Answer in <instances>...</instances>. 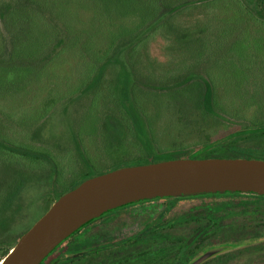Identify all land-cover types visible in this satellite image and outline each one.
<instances>
[{"label":"rangeland","instance_id":"obj_1","mask_svg":"<svg viewBox=\"0 0 264 264\" xmlns=\"http://www.w3.org/2000/svg\"><path fill=\"white\" fill-rule=\"evenodd\" d=\"M106 6L103 0H70L64 13H56L57 18L44 13L60 34L51 59L26 80L0 90V138L48 152L54 158L53 165L0 148V185L7 180L24 181L18 200L22 211L12 225L14 239L29 230L50 209L54 198L90 169L105 171L120 162L146 156L147 150L130 129L131 123L112 90L121 66L102 69L108 57L117 54L121 42L130 39V33L138 32L141 18L137 14L122 15ZM244 13L256 15L240 10L236 0H223L210 9L194 5L177 13L176 23L181 25L179 29H192L198 37L206 35L208 41L202 49V44L180 39L167 27L136 52L121 55L123 61L132 59L140 74L136 77L138 108L153 154L192 153L234 132H251L255 129L248 127L264 121V25L255 26L246 17L241 18ZM234 20H238V26L234 27ZM241 30H247L239 39L243 40L244 49L229 50ZM223 32H229L232 38L224 42L223 50H213L211 47L218 46L217 38ZM6 38L4 23L0 21V52L7 47ZM212 59L232 64L245 79L238 97L234 88L219 81V95L228 101L227 112L215 116L204 115L166 92L178 78L189 74V67L190 74L195 75ZM100 71L99 86L85 91ZM234 143L264 148V139L255 135ZM211 153L232 158V152L222 149ZM53 175L57 177L54 188ZM197 204L182 202L174 213ZM130 214L124 212L91 233L132 235L140 227L141 219ZM226 217L225 223L243 234L240 236L244 241L237 248L214 245L198 260L210 256V264H214L216 254L231 251L233 257L227 264H264V209L238 208ZM1 258L0 254V262ZM90 262L89 257L72 264Z\"/></svg>","mask_w":264,"mask_h":264},{"label":"trees","instance_id":"obj_2","mask_svg":"<svg viewBox=\"0 0 264 264\" xmlns=\"http://www.w3.org/2000/svg\"><path fill=\"white\" fill-rule=\"evenodd\" d=\"M103 1L109 8L118 10L122 15L137 14L141 18V23L137 27L138 32L130 33V39L128 37L121 42L117 54L109 56L102 69L110 65L121 66L120 74L113 83L112 90L131 123L130 129L137 134L139 142L147 153L141 159L120 162L105 171L90 169L58 194L54 202L92 177L127 166L147 165L174 159L222 158L213 156L211 153L221 149L232 152V158L264 160L262 145L241 147L234 143L252 135L263 140L264 121L248 127V129H255L251 132H234L192 153L153 154L150 151V143L146 139L147 127L138 108L136 77L140 75L139 71H135L132 59L130 61L121 59L122 54L127 51H130V54L136 52L151 37L160 34V31L162 32L167 27L172 29L180 39L202 44V49L208 37L206 35L198 37L192 29H179L181 25L176 23V14L190 10L194 5L196 7L202 5V8L210 9L223 0ZM69 2L70 0H0V21L4 23L7 36L5 39L7 47L4 48L5 51L1 49L0 52V90L6 89L9 85L16 86L15 84L26 80L47 65L45 63L51 59L54 53V42L60 34L58 27L51 25L52 23L48 21L44 13H50L57 18L56 13H64ZM236 3L242 11L256 12V15L241 14V18L246 17V20L251 21L255 26H257L256 23L264 25V0H236ZM238 20H234V27L239 25ZM249 26L252 25L249 24ZM246 31H237V40L235 39L234 45L231 44L229 50L244 49L243 40L240 42L239 39ZM230 38L232 35L229 32L221 33L217 38L218 46L213 45L211 48L218 51L223 50L224 42L229 41ZM209 62L203 64L204 69L197 71L195 75L190 74L192 68L189 67L186 71L189 74L178 78L166 92L173 94L178 100L193 105L204 115L215 116L227 112L226 102L228 101L219 95V81H225L226 86L234 88L237 94L235 97H238L245 79L232 64L223 63V61L216 62L213 59L212 63ZM40 64L44 65L40 66ZM193 69L198 70V67ZM101 72L86 87L85 91H91L99 86L102 78L99 76ZM0 148L16 156L46 160L54 165V158L45 151L17 145L2 138H0ZM53 174H57L55 167ZM55 175L51 177L53 188L57 182ZM23 187L24 181L21 178L7 180L0 185L1 261L21 237L12 238V225L22 211L18 200ZM194 201L198 203L196 206L174 213L182 202ZM238 208L245 211L264 209V196L254 193H215L140 201L110 211L93 220L65 241L43 264H72L89 257L91 262L88 264H210V256L198 260L200 254L207 252L214 245L237 248L244 241L240 236L243 234L225 223L226 216L231 215ZM124 212H130V215L141 219L140 227L132 235L118 237L109 232L91 233L98 226L110 224ZM79 234L81 235L76 238ZM58 250L62 252L56 255ZM230 253L231 251L221 255L216 254L212 261L216 260L214 264H227L233 257Z\"/></svg>","mask_w":264,"mask_h":264},{"label":"water","instance_id":"obj_3","mask_svg":"<svg viewBox=\"0 0 264 264\" xmlns=\"http://www.w3.org/2000/svg\"><path fill=\"white\" fill-rule=\"evenodd\" d=\"M215 193L264 196V160L174 159L92 177L55 201L0 264H43L81 228L127 205Z\"/></svg>","mask_w":264,"mask_h":264}]
</instances>
